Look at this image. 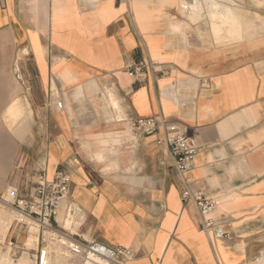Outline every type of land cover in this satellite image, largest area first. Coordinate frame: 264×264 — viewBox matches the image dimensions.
Returning a JSON list of instances; mask_svg holds the SVG:
<instances>
[{
  "label": "crops",
  "instance_id": "0c3cea01",
  "mask_svg": "<svg viewBox=\"0 0 264 264\" xmlns=\"http://www.w3.org/2000/svg\"><path fill=\"white\" fill-rule=\"evenodd\" d=\"M131 61L157 65L137 79ZM139 117L187 127L194 166ZM40 163L72 178L57 227L127 264H264V0H0V195Z\"/></svg>",
  "mask_w": 264,
  "mask_h": 264
},
{
  "label": "built area",
  "instance_id": "2783aa9c",
  "mask_svg": "<svg viewBox=\"0 0 264 264\" xmlns=\"http://www.w3.org/2000/svg\"><path fill=\"white\" fill-rule=\"evenodd\" d=\"M156 62L141 63L131 61L126 66V71L134 78L144 77L150 69L155 68ZM63 107V102H58ZM135 130L143 135L158 133L166 130V136L159 143H167L175 156V167L181 172L189 171L195 163V157L200 150L196 138L187 127H182L174 121L165 118L139 117L133 122ZM31 195L26 196L17 187H9L6 195L2 194V201L6 206L14 208L27 217L36 220L41 227H52L57 222V216L61 205L69 198L71 193L72 178L69 172L63 169L56 171L52 179L43 175ZM184 198H194L203 217V227L207 232H212L215 237H222L226 232L221 228L217 220L209 217L215 210V200L207 198L203 191L192 192L187 190ZM76 252L84 251L91 257H97L106 264H127L134 257V251L125 246H113L99 241H81L72 244Z\"/></svg>",
  "mask_w": 264,
  "mask_h": 264
},
{
  "label": "rangeland",
  "instance_id": "374dc122",
  "mask_svg": "<svg viewBox=\"0 0 264 264\" xmlns=\"http://www.w3.org/2000/svg\"><path fill=\"white\" fill-rule=\"evenodd\" d=\"M106 99L116 110H120L116 94L108 89ZM13 128L12 125L9 126ZM42 143L40 142V147ZM29 151L24 149V153ZM38 151V149H36ZM39 162L42 156L37 159ZM42 163L37 175L27 176L21 181L24 195L29 196L42 179ZM14 187V186H11ZM6 195V192L3 193ZM2 195V194H1ZM0 195V264H106L84 251L76 252L72 244L81 242L79 237H68L53 222L52 227L38 226L14 208L6 206ZM61 240L66 241L62 244Z\"/></svg>",
  "mask_w": 264,
  "mask_h": 264
},
{
  "label": "bare ground",
  "instance_id": "6f19581e",
  "mask_svg": "<svg viewBox=\"0 0 264 264\" xmlns=\"http://www.w3.org/2000/svg\"><path fill=\"white\" fill-rule=\"evenodd\" d=\"M19 214H20V215H23V216H25V217H27V216H26L25 214H23V213H19ZM27 218L30 219V217H27ZM31 220H34V219L31 218ZM37 224H38V226H40L39 223H37Z\"/></svg>",
  "mask_w": 264,
  "mask_h": 264
}]
</instances>
